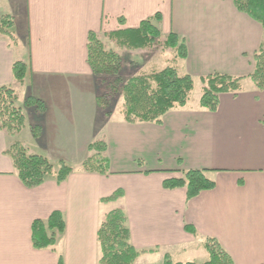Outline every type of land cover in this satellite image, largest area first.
I'll list each match as a JSON object with an SVG mask.
<instances>
[{
	"label": "crops",
	"instance_id": "crops-1",
	"mask_svg": "<svg viewBox=\"0 0 264 264\" xmlns=\"http://www.w3.org/2000/svg\"><path fill=\"white\" fill-rule=\"evenodd\" d=\"M157 13L161 36L173 33L185 43L181 73L194 79L251 74L263 31L230 0H0V23L12 22L8 30L2 24L8 35L0 32V87L13 88L21 107L28 97L45 106L42 113L23 107L25 125L15 137L0 130V264H99L97 231L114 209L126 215L131 245L152 250L134 264L159 256L162 262L165 254L207 260V238L233 264H264V90L244 78L237 94H219L215 112L187 103L160 124L126 123L122 110L107 113L98 103L88 35L117 53L121 46L109 35ZM14 62L27 68L22 84L12 76ZM33 126L40 127L36 139ZM84 141L105 143L107 175L81 166L60 184L49 179L26 189L6 154L14 142L40 155L75 150ZM191 170L210 171L214 189L190 200L184 189H163L165 180ZM117 190L121 198L101 202ZM54 211L63 216V233L52 249H33L32 222Z\"/></svg>",
	"mask_w": 264,
	"mask_h": 264
},
{
	"label": "trees",
	"instance_id": "trees-1",
	"mask_svg": "<svg viewBox=\"0 0 264 264\" xmlns=\"http://www.w3.org/2000/svg\"><path fill=\"white\" fill-rule=\"evenodd\" d=\"M235 9L244 13L257 22L263 31V43L253 55V69L247 77H232L223 74H210L198 78L202 85L199 98V107L208 112H215L218 108V96L222 93L237 94L241 88V81L248 78L254 86L264 90V0H230ZM160 14L140 22L137 28L125 29L113 32L109 38L129 50H143L153 45L160 37L158 29ZM7 21L5 29H10L11 21ZM0 32L8 35L6 30ZM163 46L172 51L174 56L172 66L153 72L149 75H138L127 80L119 76L121 59L119 55L106 49L101 41L92 33L87 41V63L92 74L97 79L110 78L106 83L103 93L98 98V103L104 107V99L120 93L123 100V116L126 123H155L160 124L162 116L169 110L184 107L194 87V78L188 74L179 72L177 62L187 56L185 43L180 37L169 33L164 37ZM12 76L18 84H22L27 72L25 64L14 62L11 67ZM106 81L103 80V83ZM18 96L15 90L8 86L0 87V130L8 136L15 137L25 125L23 107L32 108L38 113L45 110L44 104L28 97L23 107L19 106ZM33 138L40 136V127L31 128ZM106 150L105 143L97 142L89 145L87 151L94 152L82 162V169L86 172L107 175L109 161L103 155ZM6 154L11 158L16 176L26 189H34L41 186L49 179L57 184L64 182L72 172V169L63 162L58 168L43 156L30 154L19 142H14ZM165 190L184 189L186 199L197 197L204 191L213 190L214 181L210 178L208 170H191L182 172L179 177L170 178L162 183ZM122 197V192L117 190L110 196L103 198L102 203H112ZM186 229L187 226L185 227ZM191 234L195 231L189 229ZM64 231V219L60 212L54 211L45 220H34L31 224V245L35 250L52 249L56 239ZM97 242L100 251L99 264H134L142 253L152 250L139 251L130 243V233L125 213L120 209L108 212L97 231ZM203 247L208 255L207 260L201 263L174 262L168 254L164 255L161 264H233L230 256L214 238H207Z\"/></svg>",
	"mask_w": 264,
	"mask_h": 264
},
{
	"label": "rangeland",
	"instance_id": "rangeland-1",
	"mask_svg": "<svg viewBox=\"0 0 264 264\" xmlns=\"http://www.w3.org/2000/svg\"><path fill=\"white\" fill-rule=\"evenodd\" d=\"M164 38L161 36L153 45L148 46L143 50H129L122 47H116L117 54L121 59V70H120V78L122 80H127L131 77L138 75H149L153 72L160 71L165 67L172 66V53L168 49H165L163 46ZM109 49V48H106ZM179 72H182V68L180 64L176 66ZM103 80L106 81L103 83ZM110 78H100L98 79V85L100 94L103 93L104 87L106 83L110 82ZM202 91V85L200 84L198 79H194V87L189 97V107L194 106L199 102V98ZM22 91H18L19 95H22ZM104 109L107 113L110 112H118L123 110V100L120 93L115 94L114 96L108 97L104 99ZM119 115V114H118ZM115 114V116H118ZM123 115V112H122ZM26 135V131L22 133V137ZM98 140L101 139V136L96 137ZM96 141V140H95ZM100 142V141H98ZM87 142H82L81 146L77 144V148L75 150H65L59 151L52 154H40L45 157L54 168H58L59 163L63 162L66 166L72 169H79L82 165V162L87 158L91 157L94 152L88 153L86 147ZM96 143V142H95ZM56 156V157H54ZM105 209V208H104ZM108 209V208H107ZM206 258H203L198 253H189L184 256H180L179 258H173V261L180 262H195L201 263ZM162 258L152 257L149 262L138 261L136 264H161L160 262Z\"/></svg>",
	"mask_w": 264,
	"mask_h": 264
}]
</instances>
